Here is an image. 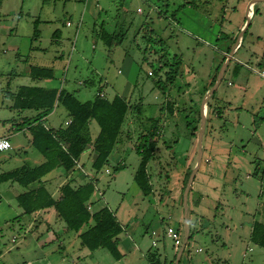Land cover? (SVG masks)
Returning a JSON list of instances; mask_svg holds the SVG:
<instances>
[{"label": "rangeland", "instance_id": "1", "mask_svg": "<svg viewBox=\"0 0 264 264\" xmlns=\"http://www.w3.org/2000/svg\"><path fill=\"white\" fill-rule=\"evenodd\" d=\"M250 1L0 0V136L9 135L20 117L36 115L11 109L7 93L20 86L64 89L80 102L101 89L109 100L119 95L141 104L140 114H127L101 172L91 170L89 149L80 158L87 175L81 181L97 179L94 209L107 207L124 227L117 238L120 259L103 249L88 251L73 232L60 233L64 223L54 211L47 217L50 230L45 223L33 227L16 202L26 189L8 181L0 183V264H148V251L169 264L185 238L183 185L197 164L201 104L231 53L204 103L202 160L187 199L191 238L180 264H264V249L250 241L252 224L264 222V0L255 4L245 30ZM101 26L124 33L122 43L109 50L96 35ZM56 30L59 39L53 38ZM176 56L178 76L164 95L156 82H166L168 69L160 71L159 63L172 64ZM31 66L52 69L53 78L31 81ZM167 101L174 105L172 116ZM42 117L55 130L67 112L58 106ZM160 117L158 149L147 167L153 192L144 196L133 182L140 162L135 145ZM89 129L96 137L94 121ZM29 140L27 132L10 134L12 149L0 152V175L38 163L41 155ZM169 228L178 232L177 247Z\"/></svg>", "mask_w": 264, "mask_h": 264}, {"label": "trees", "instance_id": "2", "mask_svg": "<svg viewBox=\"0 0 264 264\" xmlns=\"http://www.w3.org/2000/svg\"><path fill=\"white\" fill-rule=\"evenodd\" d=\"M220 2H227V0H220ZM38 23V20L34 22V38L38 36ZM96 35L109 50L113 46L121 44L124 39V33H109L102 26ZM53 38H60L59 30L53 32ZM179 63L177 56L172 64H162L161 61L159 63L160 71L168 69L166 82H162L161 79L156 82L157 87L164 95L165 90H167L166 86L172 84L178 76ZM29 77L32 81L50 80L53 78V70L31 66ZM215 80L216 76L212 79L211 87ZM101 93L102 90L100 89L93 100L86 102H80L73 93L58 88L20 86L15 93H10V95L7 93L13 101L12 110L19 113L38 111L45 114L54 107L61 106L67 112L69 121L66 125L55 130L46 128L42 117L34 118L32 121L25 117L19 123L12 125L11 128L14 133L27 127L31 136V146L43 157L44 161L35 167L26 164L11 172L3 173L0 175V183L12 181L27 189L16 197L17 207L22 211L21 216H30L37 211L53 208L65 224L62 233L73 232L78 234L82 247L88 251L95 252L103 249L114 259L119 260L117 238L124 231V227L107 207L97 211H90L87 208L88 204H94L90 201L95 191L97 179L93 177L82 184H76L75 178L70 177L59 188L57 199L52 197L43 182V179L56 169H60L66 178L69 177L75 172L77 161L88 146L92 147V152L95 155L91 164V170L95 174L101 172L108 165L109 155L117 143L127 114H140L141 104L131 105L126 98L119 95H115L109 100L104 95L100 96ZM206 93L207 91L204 92V95ZM166 111L170 116L175 114L174 105L171 101L166 102ZM91 121H94L99 128L94 139L91 137L89 129ZM161 123L162 118L160 117L152 130L140 135L135 145V152L139 156L140 162L133 176V182L144 196L153 192L147 167L155 159V152L159 144L158 135H160L158 126ZM197 131V126L192 127L191 135L194 136ZM120 168H123V165L115 168V171ZM189 175L190 172L185 177L183 191ZM34 183H39L40 186L28 190V187ZM84 226L87 228L83 231ZM190 238L189 235L188 240ZM250 241L264 249V222L255 221L252 224ZM176 254L177 249L169 264H174ZM145 258L148 264H166L161 262L157 252L148 251Z\"/></svg>", "mask_w": 264, "mask_h": 264}, {"label": "crops", "instance_id": "3", "mask_svg": "<svg viewBox=\"0 0 264 264\" xmlns=\"http://www.w3.org/2000/svg\"><path fill=\"white\" fill-rule=\"evenodd\" d=\"M252 1V0H251ZM250 1V2H251ZM249 2V3H250ZM249 3H248V5H249ZM248 5H247V7H246V10H247V8H248ZM245 15H246V13H245ZM66 25H67V23H66ZM78 26H79V24H78ZM226 53H223V55H225ZM233 56V55H232ZM231 60H232V57H231ZM230 60V61H231ZM261 77V76H260ZM263 79V78H262ZM31 80V79H30ZM264 80V79H263ZM32 81V80H31ZM102 95H104L105 96V94L103 93V90H102V93H101ZM54 108H56V107H54ZM53 108V109H54ZM52 109V110H53ZM36 112V115H35V117H32V118H29V117H26V118H29V119H31V121H32V119H34V118H38V117H42V114H43V112H38V111H35ZM21 114H24V112H22ZM21 119L22 118H25V117H20ZM43 118V117H42ZM43 120H44V122H46L47 121V119L46 118H43ZM68 121H69V119L67 118L65 121H64V123H63V125H66L67 123H68ZM45 126H46V124H45ZM46 128H48L47 126H46ZM59 128V127H58ZM49 129V128H48ZM10 130L12 131V128H10ZM20 133H28L29 134V132H28V130H27V127H25V128H23L22 129V131H19ZM19 132H17V133H19ZM14 132L12 131L10 134H13ZM10 134L9 135H2V136H0V138H3V139H7L9 142H10ZM15 134V133H14ZM29 136H30V134H29ZM97 136V135H96ZM94 138H96V137H94ZM93 138V139H94ZM29 144L31 145V136H30V140H29ZM32 147V146H31ZM11 149H12V147H11ZM89 149V154L90 155H93V159H92V162L94 161V159H95V155H94V153L92 152V147L91 146H88L87 147V149L85 150V151H87ZM83 155V154H82ZM81 155V156H82ZM81 156H80V158H81ZM80 158L78 159V161H77V167H76V170H75V172L74 173H72L71 175H75L76 177H74L75 178V180H76V184H82V183H84V182H82L81 180H83V178L84 177H86L87 175H86V172H85V170H84V167H83V165L80 163ZM44 161V159H43V157L41 156V159L38 161L37 160V164L35 165V166H38V165H40L42 162ZM92 164V163H91ZM30 167H35V166H33V165H30V164H28ZM18 169V168H17ZM15 170V169H14ZM57 170V169H56ZM56 170H54L53 172H51L50 174H48L44 179H43V182H44V184H45V186H46V188H47V190L51 193V195H52V197L53 198H55V199H57L58 198V193H59V188L65 183V182H67L68 180H69V178L71 177V175L69 176V177H67L66 179H64L62 182H60L61 181V178L59 177V176H62L63 175V172H62V174H59V175H52L51 176V174L52 173H54ZM58 170H60V169H58ZM11 172V171H10ZM106 173H109V171L108 170H106ZM55 179H56V181H55ZM55 183H57V187H56V189H54L55 188ZM40 186V184L39 183H34V184H31L29 187H28V190L29 189H36V188H38ZM25 191H27V189L25 190ZM24 191V192H25ZM23 192V193H24ZM18 196V195H17ZM16 196V197H17ZM90 202H92V201H90ZM89 206H90V211H97V210H99V209H101V208H103V207H101V208H99V209H94V205H91V203L90 204H88ZM52 211H54V213H56L55 212V210L53 209V208H48V209H45V210H41V211H37V212H35V213H33L32 215H30L29 217L32 219V221L34 222V224H33V227H35V228H37V227H39V226H41L42 225V223H45L46 224V226H47V229L48 230H50L51 228H50V224H49V222H48V220H47V217L52 213ZM57 215V214H56ZM62 221V220H61ZM64 223V222H63ZM64 229H65V224L61 227V231H60V233H62L63 231H64ZM84 231V230H83ZM54 236H55V238L54 239H56L60 234L59 233H55L54 232ZM73 238H77L78 239V234H74V237ZM152 245L153 246H155V243L153 242L152 243ZM59 248H64L63 247V245H60L59 246ZM198 252H200V250L198 251ZM89 257H91V255H89Z\"/></svg>", "mask_w": 264, "mask_h": 264}, {"label": "water", "instance_id": "4", "mask_svg": "<svg viewBox=\"0 0 264 264\" xmlns=\"http://www.w3.org/2000/svg\"><path fill=\"white\" fill-rule=\"evenodd\" d=\"M261 1H263V0H252L249 3L248 8L246 10V15H245V17L247 19V25L245 27V30H247V28L249 27V20L251 18V14H252V11H253V8H254L255 4L258 3V2H261ZM245 30L238 36L237 42H236V45H235V49L237 48V46H238V44L240 42V38H241L242 34L245 32ZM231 57H232V53L229 54V56L227 57V61H226L221 73L219 74V76H218V78L216 80L215 86L213 87V89L209 93H207V95L205 96V99L210 98L211 95L216 90L218 84L220 83L221 75L223 74V72H224L225 68L227 67L228 63L230 62ZM205 99L203 100V102L201 104V129H200V132H199V135H198V142H197V146H198L197 164H196V167L193 170V172L190 174V176L188 178V181L186 183L184 192H183V210H184L185 238H184V242H183L182 246L180 247V249L178 250V252L176 254V258H175L174 264H179L180 257L182 255V252H183L185 246H186V243L188 241V236H189L188 215H187V199H188V194H189V191H190V188H191L192 181L194 179V176H195L197 170L199 169V167L201 165V160H202L201 142H202V135H203L204 126H205V118H204V103H205Z\"/></svg>", "mask_w": 264, "mask_h": 264}, {"label": "built area", "instance_id": "5", "mask_svg": "<svg viewBox=\"0 0 264 264\" xmlns=\"http://www.w3.org/2000/svg\"><path fill=\"white\" fill-rule=\"evenodd\" d=\"M69 25L70 24L67 23V26H69ZM149 75H151V73H149ZM260 76H261V78L264 79V69H263V71L260 72ZM99 95L103 96L102 94H99ZM4 145H6V146H4ZM9 150H11L10 142L7 139L0 138V152H5V151H9ZM87 208H88V210L91 209L89 205L87 206ZM167 236L174 240V244L176 247H177V245H179V235H178V232L176 230L169 228L167 230Z\"/></svg>", "mask_w": 264, "mask_h": 264}, {"label": "clouds", "instance_id": "6", "mask_svg": "<svg viewBox=\"0 0 264 264\" xmlns=\"http://www.w3.org/2000/svg\"><path fill=\"white\" fill-rule=\"evenodd\" d=\"M4 146H6V145H4Z\"/></svg>", "mask_w": 264, "mask_h": 264}]
</instances>
